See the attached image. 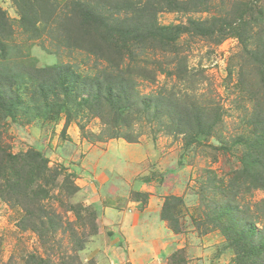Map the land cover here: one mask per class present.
Returning a JSON list of instances; mask_svg holds the SVG:
<instances>
[{
    "label": "rangeland",
    "instance_id": "rangeland-1",
    "mask_svg": "<svg viewBox=\"0 0 264 264\" xmlns=\"http://www.w3.org/2000/svg\"><path fill=\"white\" fill-rule=\"evenodd\" d=\"M126 1L0 0V264H264L257 0Z\"/></svg>",
    "mask_w": 264,
    "mask_h": 264
},
{
    "label": "trees",
    "instance_id": "trees-1",
    "mask_svg": "<svg viewBox=\"0 0 264 264\" xmlns=\"http://www.w3.org/2000/svg\"><path fill=\"white\" fill-rule=\"evenodd\" d=\"M123 1V0H122ZM178 0H166V4L169 5H173L177 2ZM142 1L139 2H135L134 0H130V1H126V3L131 6L134 3H140ZM153 2H156V0H148V6H142V8H136V6L134 7L135 10H137L138 12H136V17L134 20H136L139 17V14L142 15L143 13H146L149 10V7H153L152 4ZM191 5L193 4H205V0H187L185 1ZM237 24L235 27L231 25V29L233 30V32H235V34L242 40H245L246 37V33H247V29L245 28V26L251 27L252 26H264V6L260 5V0H257V4L255 3V1H249L244 3V7L242 12L240 13V15L237 17ZM123 22H121L122 24ZM125 22L123 23L122 26H120L118 28V30L121 32L122 36H124V34L126 33V30L124 29V25ZM165 30L162 28L161 31H157L156 30V26H154V23L151 25V33L150 36H155L156 34H159V36L162 39H165L167 42H169L168 36L165 34L164 32ZM217 31H211L210 34L214 35L216 34ZM66 76L68 77V79H70V82L72 83H78L80 81V77L74 73L73 71L67 69L66 70ZM15 159V157H14ZM19 161V160H18ZM17 174H19V172H17ZM253 225H249L248 226V231L246 232V236H251L253 234H255V228Z\"/></svg>",
    "mask_w": 264,
    "mask_h": 264
}]
</instances>
